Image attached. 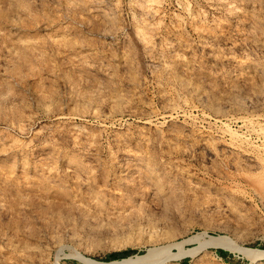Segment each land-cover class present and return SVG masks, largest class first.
Masks as SVG:
<instances>
[{
	"label": "rangeland",
	"instance_id": "1",
	"mask_svg": "<svg viewBox=\"0 0 264 264\" xmlns=\"http://www.w3.org/2000/svg\"><path fill=\"white\" fill-rule=\"evenodd\" d=\"M259 134L264 0H0V264L264 249ZM244 255L164 264H264Z\"/></svg>",
	"mask_w": 264,
	"mask_h": 264
},
{
	"label": "bare ground",
	"instance_id": "2",
	"mask_svg": "<svg viewBox=\"0 0 264 264\" xmlns=\"http://www.w3.org/2000/svg\"><path fill=\"white\" fill-rule=\"evenodd\" d=\"M148 1V0H147ZM221 1V0H220ZM106 2V1H105ZM152 2V1H150ZM156 2V1H155ZM139 5V4H138ZM146 9V7H145ZM153 9V8H151ZM155 13L157 10H154ZM146 13V12H145ZM140 14V13H139ZM147 16L149 13H146ZM141 15V14H140ZM153 17V16H152ZM145 19V18H144ZM147 20V19H146ZM141 21V20H140ZM143 22V21H142ZM145 22V21H144ZM148 22V21H147ZM150 25V24H149ZM153 25V24H152ZM144 26V25H143ZM147 26V25H145ZM150 29V28H149ZM151 30V29H150ZM149 31V30H148ZM146 32V31H145ZM144 32V35H146ZM151 38V35L149 36ZM144 38V37H143ZM142 38V39H143ZM147 39L148 36H147ZM146 40V39H145ZM151 40V39H149ZM152 43V41H149ZM146 44V42H145ZM147 47V46H146ZM149 48V46H148ZM154 54V53H153ZM233 103V102H232ZM175 112V111H174ZM172 114V113H171ZM218 122L219 120L216 119ZM248 123H251V120L249 119L247 121ZM253 123V122H252ZM221 124V123H220ZM222 133H225L229 136V140L234 143L237 147L243 148V147H249L254 144L251 139L243 137L241 133L234 131L233 129L229 128L228 126H225L224 122H222ZM230 125V124H229ZM231 126V125H230ZM263 130V129H262ZM258 131V130H257ZM261 131V130H260ZM188 134V132H187ZM186 134V135H187ZM142 135V134H141ZM190 135V134H189ZM188 135V136H189ZM181 136V135H180ZM184 137V136H183ZM205 139V138H204ZM258 140L261 141L262 145H264V134H259ZM189 141V140H188ZM197 142V141H196ZM184 145V144H183ZM222 145V144H221ZM256 145V144H255ZM173 146V145H172ZM186 145L182 146L181 148L185 147ZM191 146V145H190ZM176 147V146H175ZM187 147V146H186ZM262 147V146H261ZM264 148V147H263ZM184 152V151H183ZM182 152V153H183ZM215 152V151H214ZM257 152V151H256ZM207 153V152H206ZM245 153V152H244ZM188 154V153H187ZM224 151H221V155L223 156ZM230 155V154H229ZM250 155V154H249ZM261 155V154H260ZM247 156V155H246ZM256 156V155H255ZM257 158V157H256ZM233 161V160H232ZM243 161V160H242ZM230 163V162H229ZM252 163V162H251ZM256 165V164H255ZM258 165V164H257ZM238 166V165H237ZM233 167V166H232ZM253 170V169H252ZM245 174V173H244ZM250 179V178H249ZM252 181V180H251ZM250 181V182H251ZM256 185V184H255ZM254 186V185H253ZM230 188V187H229ZM260 189V188H259ZM245 190V189H244ZM262 190V189H261ZM260 190V191H261ZM256 192V190H255ZM264 193V192H263ZM263 198V197H260ZM264 199V198H263ZM261 200V199H260ZM229 239V238H228ZM226 237L221 236H214L207 234L206 232H198L196 234L190 235L187 238L183 239H177L173 238L167 242H155L151 246L147 248V251L143 255H136V256H128L122 259H114L111 261H97L90 258H84L85 264H164L167 262H170L175 260L183 259L185 256L194 257L198 254V252L205 248L208 245L211 246H217V247H223L228 248L230 250H238L239 253L242 252L248 257L255 258V254L258 253V255L264 256V249H253V248H247V247H237L233 243L235 242H229ZM231 241V240H230ZM195 244L193 248H187V245ZM177 251V252H174ZM244 255V256H245ZM261 258V257H260ZM264 258V257H262ZM257 259V258H256ZM259 259V258H258ZM256 261V260H255Z\"/></svg>",
	"mask_w": 264,
	"mask_h": 264
},
{
	"label": "trees",
	"instance_id": "3",
	"mask_svg": "<svg viewBox=\"0 0 264 264\" xmlns=\"http://www.w3.org/2000/svg\"><path fill=\"white\" fill-rule=\"evenodd\" d=\"M127 252H128V250L110 252L104 257V259L108 260L110 258L118 257L124 253H127ZM220 252L223 253V252H225V250H220Z\"/></svg>",
	"mask_w": 264,
	"mask_h": 264
}]
</instances>
